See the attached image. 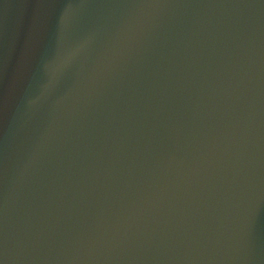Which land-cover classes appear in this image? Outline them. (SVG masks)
<instances>
[{"label": "water", "instance_id": "obj_1", "mask_svg": "<svg viewBox=\"0 0 264 264\" xmlns=\"http://www.w3.org/2000/svg\"><path fill=\"white\" fill-rule=\"evenodd\" d=\"M0 264H264V0H0Z\"/></svg>", "mask_w": 264, "mask_h": 264}]
</instances>
